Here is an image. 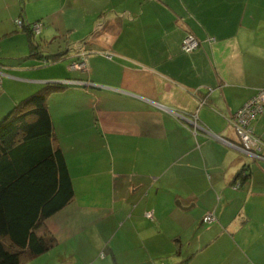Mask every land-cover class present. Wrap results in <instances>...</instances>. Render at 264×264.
<instances>
[{"label": "crops", "instance_id": "obj_1", "mask_svg": "<svg viewBox=\"0 0 264 264\" xmlns=\"http://www.w3.org/2000/svg\"><path fill=\"white\" fill-rule=\"evenodd\" d=\"M0 63V117L68 85L47 104L73 197L23 264H264V159L231 121L264 85V0H0ZM251 126L264 141V109Z\"/></svg>", "mask_w": 264, "mask_h": 264}, {"label": "trees", "instance_id": "obj_2", "mask_svg": "<svg viewBox=\"0 0 264 264\" xmlns=\"http://www.w3.org/2000/svg\"><path fill=\"white\" fill-rule=\"evenodd\" d=\"M32 24L23 20L21 26L15 24L26 31L31 55L58 59L60 54L42 53L40 31L35 32ZM67 87L47 82L0 119V264H23L57 242L45 222L72 200L74 192L47 97ZM247 172L243 169L239 176L244 178Z\"/></svg>", "mask_w": 264, "mask_h": 264}, {"label": "built area", "instance_id": "obj_3", "mask_svg": "<svg viewBox=\"0 0 264 264\" xmlns=\"http://www.w3.org/2000/svg\"><path fill=\"white\" fill-rule=\"evenodd\" d=\"M17 26L22 25V19L16 18L14 20ZM32 28L35 32L40 31L39 23L33 22ZM199 46V41L191 33H187L182 39L181 49L183 52H190ZM76 68H81L82 63H75ZM1 74V72H0ZM0 85H1V75H0ZM203 101L200 103L202 104ZM264 109V85L257 89V91L237 110L231 115L232 125L234 127L235 133L239 139L238 145L236 147L241 150L244 154L252 157L253 159H264V141L253 134L252 131V121L260 114ZM193 115V120H191L194 129L203 128L197 122V113ZM179 118L185 117L184 114L177 112ZM186 118V117H185ZM238 187V183L235 185ZM152 211H146L145 216L152 219ZM215 219L213 213H207L203 217V222L211 223Z\"/></svg>", "mask_w": 264, "mask_h": 264}, {"label": "rangeland", "instance_id": "obj_4", "mask_svg": "<svg viewBox=\"0 0 264 264\" xmlns=\"http://www.w3.org/2000/svg\"><path fill=\"white\" fill-rule=\"evenodd\" d=\"M34 61H38V60H34ZM54 81H55V80H54ZM14 84H15V83H14ZM29 85H30V84H28V85H27V84H23L22 87L27 88V87H29ZM25 90H26V89H25ZM25 92H26V91H25ZM26 94H27V93H26ZM30 94H31V93H30ZM20 96H21V97L24 96V92H23V91L20 93ZM21 97H20V98H21ZM9 110H10V109H9ZM7 113H8V111H7L6 113H4V115L7 114ZM4 115H2V116L0 117V119H1Z\"/></svg>", "mask_w": 264, "mask_h": 264}, {"label": "water", "instance_id": "obj_5", "mask_svg": "<svg viewBox=\"0 0 264 264\" xmlns=\"http://www.w3.org/2000/svg\"><path fill=\"white\" fill-rule=\"evenodd\" d=\"M199 128V127H198Z\"/></svg>", "mask_w": 264, "mask_h": 264}]
</instances>
